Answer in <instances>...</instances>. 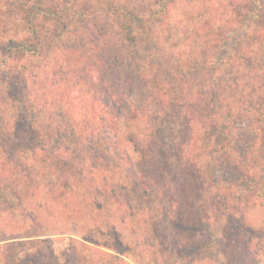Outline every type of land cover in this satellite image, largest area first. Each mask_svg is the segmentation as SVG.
<instances>
[{"label": "trees", "instance_id": "obj_1", "mask_svg": "<svg viewBox=\"0 0 264 264\" xmlns=\"http://www.w3.org/2000/svg\"><path fill=\"white\" fill-rule=\"evenodd\" d=\"M215 1L218 0L210 3L208 12L215 5L217 10L218 8L227 10L224 3ZM47 2L48 12L42 9L45 6L43 0L35 3H30V0H19L27 22L31 21L32 27L28 28H32V31L27 33L25 30L20 37L7 39L5 44L0 46V50L8 46L7 51L14 50V56L17 53L27 60H34L43 52L44 34L51 36L61 33L63 27L74 26L69 32L70 39L65 43V51L80 60L79 67L86 69L83 74L87 76L85 79L75 78V82H94L95 79L100 86L98 88L95 86V95L88 100L86 109H79L76 113L72 108L63 107L64 113L76 122L68 131L57 129L53 135L40 124L45 112L43 109L49 101L46 90L40 85L51 87L58 84V75L60 80L63 78V71L60 69L62 65L54 63L52 67L45 69L43 74L38 72L33 75L29 73L26 64H23L10 83L0 81V88L5 89L4 95L0 93V101L4 100L1 99L2 97L8 98L13 110L8 121L1 120L0 123V143L7 141L10 144L9 147L0 145V150H3L0 152V164L5 166L0 167V186L8 187L6 184L13 182L19 170L24 171L27 176H33V171L37 170V173L41 172L44 175L57 173L63 180V189H67L70 185V190H77L73 180L70 181L68 178L70 174L60 169V162L66 158L65 156L75 154L70 151L71 144L86 145L83 161L88 158L89 162L91 160L94 162L88 165L92 167L91 173H95L94 179L106 169L112 173L110 182L107 178V189L99 188V191H96L101 194L100 199L103 198L101 189L110 194L107 198L112 199L115 196L120 199L122 212L126 213V216L122 217L123 222L133 219L144 210L148 211L144 233L148 229L146 235L149 238L146 240L141 236V231L137 234V229H134L132 243L125 239L112 221L101 226L98 221L91 219L97 231H104L107 237L115 242L118 256H121L114 255L115 258L125 261V257L134 254L132 252L144 248L147 249L151 264H170L171 251L174 256H179L181 259L177 264H193L192 262L200 257L210 258L211 261L214 257L216 260L223 240L219 237L215 238V227L203 221H191L189 216L182 212L183 208H178L180 202L186 204L182 203L183 190L179 186L182 184L187 187L191 184L195 190L202 191L204 184L210 180L212 184V181L216 180V185L212 187L220 186L221 182L226 181L228 188L238 187L245 191L264 190V52L262 49L264 38L261 37L262 34L264 36V0H247L253 10L250 19L255 21L256 27V33L247 37L239 35L237 39L232 40L231 34L237 33L239 31L237 28L218 30L215 25L210 27L211 21H204L207 25V29L204 30L207 46L211 45L207 49L217 48L220 52L213 63L216 71L225 74L223 78L227 82L234 78L233 81L240 84V78L242 82L245 80L244 85L251 89L253 95L258 90L263 92L259 98L248 95V99L242 100L234 98L238 90H234L233 85L228 87L229 92L233 91V93L226 99L218 91L220 86V83L217 84L218 80L217 83H214V80L212 83L195 84L192 81L194 77L189 72L184 74L174 72L172 75L168 73L166 79H162L163 71L156 57H152L151 62L143 69L135 66V59L141 49L136 27L140 28L147 42L146 52H150L151 47L157 45L156 24L166 22L169 12L168 3H160L161 5L150 13L142 14L117 4V0H98V4L101 5L100 11L94 13L80 12L83 6L81 0H47ZM30 14L36 16L28 19L27 15ZM46 15L52 16V21L47 27L50 32L33 28L37 18ZM213 18L217 17L213 15ZM101 19H105L107 28H117L119 35L132 51L128 58H123L125 54L119 53V48L110 40L108 34L107 40L102 37L100 30L104 25H99ZM245 20V16L238 20L239 25L243 26ZM81 24L84 25L83 28H76ZM231 24L234 25L233 22ZM73 38L76 45L70 43ZM256 39L259 41V47H251L256 46L255 44L250 46ZM10 42L13 43L12 46L9 45ZM106 55V61H102ZM243 60L251 67L249 75L245 78L242 75ZM100 62H105L107 66L100 68ZM233 67L234 70H229ZM197 68L198 66L196 69L193 68V71L195 72ZM237 74L240 77H237ZM150 78L153 81H149ZM243 117L249 122L247 132H242L241 130L244 129L240 130L237 123ZM98 138L107 143V149L95 147ZM206 143L209 144V149L206 151L208 161L204 167H209L210 172L203 181V176L199 175L198 178L197 172L200 171L202 174L204 169L202 170L198 165L200 161L195 158L197 155L193 156V153L191 155L190 153L191 149L205 146ZM8 148L11 149L10 153ZM94 148L97 149L96 152ZM147 149L160 159L162 164L159 168L153 163L147 164L145 160L147 156L143 154ZM3 152L6 153L4 155L6 158L1 157ZM256 152L263 155L259 161ZM101 156L109 160L107 167L100 161ZM172 157L174 158L170 161ZM21 159H26L27 162L25 160L22 162ZM185 159L188 162L182 163ZM84 164L86 166L87 161ZM176 165L179 166V170H175ZM182 167L183 170H180ZM153 168L157 172H152ZM218 168H221L219 173H217ZM153 173L155 176L160 173L162 178L160 186L163 189L157 190L150 185L152 182L149 179ZM181 174L186 178L185 180ZM76 176H81L84 181L89 175ZM138 178L146 184L144 190L140 189ZM156 182L158 184V181ZM52 183L56 184V188L52 189L54 194L57 193L59 186L55 181ZM117 187L125 195L118 194L115 191ZM173 187L177 190L176 196L171 194ZM195 194L193 202L196 205L197 202L205 200L204 194L200 196L201 192L199 195L197 192ZM100 203L95 202L94 209L96 206L105 209ZM214 207L217 209L216 206ZM108 209L107 199V211ZM222 229L223 235L230 237L240 234L242 225L231 223ZM180 234H185V237H178ZM99 263L100 261L97 260L96 264ZM68 264H80V262L77 259L69 261Z\"/></svg>", "mask_w": 264, "mask_h": 264}, {"label": "rangeland", "instance_id": "obj_2", "mask_svg": "<svg viewBox=\"0 0 264 264\" xmlns=\"http://www.w3.org/2000/svg\"><path fill=\"white\" fill-rule=\"evenodd\" d=\"M36 1L38 0H30V3H35ZM213 1L117 0V4L134 9L142 14L150 13L159 7L160 3L166 2L169 5L166 22H158L156 24L155 35L157 45H153L150 52H146L147 42L144 40L140 28L136 27L141 49L138 51L139 56L135 59V66L143 69L147 63L151 62V59L156 57L158 63L161 64V71H163V74L161 73L162 79H166L168 73L172 75L174 72L178 74L189 72L194 77L192 81L195 84L199 82H201L200 85L206 84V82L212 83L214 80V83H217L218 80L217 84L220 83L218 91L221 92L223 98L227 99L233 93V91L229 92L230 90L228 89L231 85H233L234 90H238L234 98L239 100L248 99V95L259 98L263 92L258 90L253 95L251 89L244 85L246 83L245 80L242 82L240 78V84H236L233 81L234 78L230 82H227L223 78L225 74L216 71L213 63L215 62L216 55H219L220 52L217 48L207 49L211 45L207 46V38L204 34V30L207 29L204 21L207 20L211 21L209 22L210 27L215 25L218 30L237 28L239 31L231 34L232 40L237 39L239 35L247 37V35L255 34V21L250 19L253 15V10H251L247 0H236L235 2L232 0H218L215 2L224 3L227 10L218 7L217 10L215 5L208 12L207 9H209L210 3ZM43 2L45 6L42 9H46L48 12V2L47 0H43ZM81 2L83 6L80 8V12L94 13L100 11L99 7L101 5L98 4V0H81ZM235 8L236 10H232ZM37 11L41 10L37 9ZM213 15L217 18H213ZM33 16H36V14L27 15V18L31 19ZM243 16L246 17V20L243 26H240L241 24L239 25L238 20ZM237 17L238 20H236ZM51 18L52 16L49 15L37 18L33 28H36L38 31L50 32L47 27L49 22L52 21ZM101 20L99 25H104L100 30L103 34L102 37L107 40L108 34L110 40L119 48V53L125 54L123 58H128L132 51L119 35L117 28H107L105 19ZM31 25V21L27 22L24 9L21 7L19 0H0V46L4 45L7 39L20 37L25 30L27 33L32 31V28H28L29 26L32 27ZM73 27H63L61 33L52 34L51 36L44 34L45 44L43 52L34 60H27L17 53L14 56V50L7 51L8 46L0 50V81L3 83L6 81L10 83L23 64H26L25 66L29 73L33 75H36L38 72L43 74V71L52 67L54 63L62 65L60 69L63 71V78L60 80V75H58V84L51 85V87L40 85L42 89L46 90L49 101H51V103L48 101V105L43 109L45 112L42 115L40 124L43 125L47 132L53 133V135L57 129L68 131L76 122L68 114L64 113V108H72L76 113L79 109H86L88 107V100L94 97L96 87L100 86L98 80L95 79L94 82H75V78L85 79L87 76L83 74L86 69L79 67L81 65L80 60L65 51V43L70 39L71 33L69 32L73 30ZM83 27V24L76 26V28L80 29ZM261 37L262 39L264 38L263 34ZM241 42L243 43V41ZM70 43L71 45H76L75 39L73 38ZM254 44L256 46H251ZM9 45L12 46L13 43L10 42ZM250 46L259 47L258 39L253 40ZM262 49L264 52V47ZM105 57L102 61H106L107 55ZM241 64L243 65L242 69L244 68L242 75L245 78V76L249 75L251 67L247 63H244V60ZM104 66H107V64L100 62L99 67L103 68ZM196 66L198 68L194 72L193 68L196 69ZM234 69V67L233 69L229 68V70ZM237 77H240V75L237 74ZM149 81H153V79L150 78ZM5 87H8L7 84H5ZM4 90L0 88L1 95H4ZM1 99L4 100L0 101V123L1 120L8 121L13 111L8 98L2 97ZM237 123L240 130L241 128L244 129L241 130L242 132H247L249 122L245 117L238 120ZM252 129L254 130L253 127ZM98 139L99 141H97L98 143L95 144V147L102 150L103 148L107 149V143L102 142L100 138ZM0 145L10 146L7 141H2ZM71 147V153L75 154L65 156L66 158L60 162V169L62 168V171L70 174L68 178H70V181L73 180L74 187L77 190H70V185L67 189H63V180L57 173L44 175L41 172L37 173V170L33 171V176H27L24 174V171L19 170L16 172L13 182L6 184L8 187L4 188L3 185L0 186V264H14L15 262H19L20 264H68L69 261L77 259L80 264H96L97 260L100 261L99 264H126L125 262L127 264H151L147 249L144 248L132 252L134 254L125 257V261L115 258L121 257L118 256L115 242L110 240L104 231H97L94 228L93 221H91V219H95L101 226L108 221H112V223L116 224L119 231L122 232L125 239L132 243L135 235L134 229H137V234L141 231V236H144L143 238L146 240L149 238L146 235L148 229L144 233L148 211L144 210L140 215L138 214L133 219L130 218L123 222L122 217H125L126 213L122 212L120 199L118 200L115 196L112 199L107 198V196L110 197V194L102 189V199H100L101 194L96 193V191H99V188L107 189V178L109 179L108 182H110L112 180V173L108 172L107 169L101 172V175L96 172L97 178L94 179L95 173H91L92 167H89L90 163L94 162L92 160L89 162L88 158H85L83 161V157L86 154V145L83 146L77 143L71 144ZM97 149L94 151L96 152ZM208 149L209 144L206 143L205 146L191 149L190 153V155L193 153V156L197 155L195 158H197V161H200L198 165L202 170L204 169L202 174L200 171L197 172V177L199 178V175H202L203 181L206 176L208 177L210 172L209 167H204L208 161L206 152ZM10 151L11 149L8 148V153ZM5 154L4 152L1 153L3 155L1 157H5ZM143 154L147 156V159H145L147 164L153 163L157 168L162 164L157 155L151 150L147 149ZM255 154L258 157V161L263 158L262 154H258L257 152ZM238 156L239 154H237ZM8 159L11 161V158L8 157ZM99 159L107 167L109 160L102 158V156ZM116 159L119 160L118 158ZM24 160L26 161V159ZM24 160L21 159L22 162H25ZM85 161H87L86 166L84 164ZM255 161L257 162V160ZM186 162H188L187 159L182 161V163ZM97 163L98 160L96 161ZM0 167L3 168L5 166L0 164ZM11 167L12 165L10 169ZM176 169L179 170L178 165L175 166ZM180 170H183V167ZM220 170L221 168H218L217 173ZM153 171L156 170L153 168ZM81 174L89 176L83 181L81 176H76ZM159 174L155 176L153 173L151 179H149L152 182L150 185L154 188L156 187L157 190L163 189L160 186L162 178H160ZM181 175L183 177V174ZM155 180L158 181V184ZM53 181L59 186L57 193L54 194L52 193V189L56 188V184H53ZM138 181L140 189L144 190L146 184L141 178H138ZM215 181L213 180L211 184L210 180V182L204 184L201 188L202 191L195 190L191 187V184L187 187L182 184L179 186L183 190L184 199L182 203L186 204H181L180 202L178 208H183L182 212L189 216L191 221H203L205 224L215 227V238L219 237L223 240L222 248L216 256V260L214 257L212 261L210 258L200 257L192 263L264 264V190L245 191L238 187L228 188L226 181L223 180L220 186L212 187V185H216ZM200 183L202 184V182ZM174 188L171 194L176 196L177 190ZM116 189L115 191L118 194L125 195L118 187ZM196 192L198 195L201 192L200 196L204 194L205 199L197 202V205L193 202ZM82 193H85V195ZM164 193L166 192L164 191ZM66 196H69V198L67 199ZM107 199L109 201V211H107ZM95 202H101L100 205L105 207V209H99L97 206L94 209ZM86 204L87 207H85ZM218 204L220 206H217ZM221 208L223 211H218ZM200 211L202 212L200 213ZM231 223H240L242 230L239 231L240 234H237L238 236L225 237L222 227ZM178 237L184 238L185 234H180ZM169 253L170 257H172L170 264L179 263L181 260L179 256H174L173 251Z\"/></svg>", "mask_w": 264, "mask_h": 264}]
</instances>
